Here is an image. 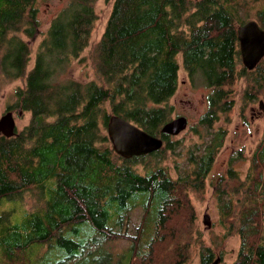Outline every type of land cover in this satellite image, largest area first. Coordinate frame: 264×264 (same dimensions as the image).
Here are the masks:
<instances>
[{"label":"trees","instance_id":"16d2710c","mask_svg":"<svg viewBox=\"0 0 264 264\" xmlns=\"http://www.w3.org/2000/svg\"><path fill=\"white\" fill-rule=\"evenodd\" d=\"M97 1L67 0L28 69L40 25L38 0H0V87L25 78L10 109L31 113L20 133L0 134V264H157L165 240L174 247L172 264H184L201 236L190 192H205L225 144L226 129L213 125L233 107L227 87L246 74L256 90L264 87V58L253 70L238 69L237 33L251 8L264 29V0H114L92 53L97 78H69L72 61L89 45ZM179 55L192 83L210 90L193 130L203 141L177 177L158 163L142 174L134 164L163 148L123 158L113 150L107 123L119 115L169 140L161 130L172 119ZM237 156L216 185L220 219L242 240L232 264H264V139L244 179L234 166ZM31 187L43 193V204L33 210L18 203ZM135 207L141 220L127 234L129 247L116 254L113 241L124 239L120 228L129 226ZM198 244L202 264H211L213 248Z\"/></svg>","mask_w":264,"mask_h":264},{"label":"rangeland","instance_id":"374dc122","mask_svg":"<svg viewBox=\"0 0 264 264\" xmlns=\"http://www.w3.org/2000/svg\"><path fill=\"white\" fill-rule=\"evenodd\" d=\"M113 2L114 0H98L96 2L97 19L93 26L89 45L78 59L72 61L68 71L69 78L81 81H91L97 78L92 53L96 43L104 33ZM66 3L67 0H38L40 25L38 33L34 40L31 41L28 69L34 66L38 47L45 37L44 34L48 30L51 20ZM257 10L256 8H251L249 11L244 12V17L255 19ZM178 60L180 63L178 86L175 94L169 100V106L172 107L171 118L183 115L188 118L189 124L178 135H170L168 137L169 140H164L163 153L145 157L134 164L136 169L142 174H145L149 167L158 163L168 168L173 177H177L179 171L183 172L188 166L191 152L196 155L200 150L198 144L203 141L201 140L203 137L195 134L193 130L194 125L198 123L201 115L207 110V95L210 90L203 85L204 83L197 82V84H193L182 64V57L180 55L178 56ZM243 65L241 60V65H238V69H241ZM248 78L249 75L246 74L243 77H239L233 85L227 87V89H232L233 107L228 112L222 113L219 120L213 125L214 131L219 127L226 129L225 144L214 161L213 168L207 179L205 192H190V200L197 212L196 221L201 233L200 237H195V241L198 243L202 241L205 245L212 247L215 258L217 256L222 257V264H232L236 260L242 240L236 232L228 234L227 228L221 222L215 194L216 185H218L219 177L222 174H226L231 156H237L239 152L242 154V159H239L237 156L238 161L234 162V166L236 165V168H238L241 174L240 177L242 179L246 178L250 168L251 155L264 139V87L261 90H256L257 86H254L253 83L250 85ZM24 83L25 78H20L5 81L2 83V87H0V118L7 111H13L17 123V133H20L31 120L30 112L22 111L19 108L10 109L17 101L15 95L16 89L24 87ZM261 102L263 106H261ZM168 142L174 144L173 146L176 149L165 148ZM42 198L43 193L39 188L31 187L18 196L20 202H17L26 209L33 210L43 204ZM13 203L5 202L3 207H7L10 204L13 205ZM134 209L130 211L131 221H128L130 223L129 226L127 225L126 227L125 225L120 228L124 239L120 237L119 240L113 241L112 250H115L116 254H122L129 247L130 241L127 234L133 235L135 225L141 220L143 215L142 209L140 207H135ZM205 215H208L210 218L212 223L210 227L204 223ZM165 230L167 233L173 232V228L169 226ZM197 242H195L196 245L191 247L190 257L184 264H202L200 256L201 245ZM162 244L159 246L157 264H172V256L174 254H172V248L174 247H172V244L168 240H165ZM105 247H108V244ZM132 262L134 263L135 261L133 260ZM148 263L150 262L148 261Z\"/></svg>","mask_w":264,"mask_h":264},{"label":"water","instance_id":"95a60500","mask_svg":"<svg viewBox=\"0 0 264 264\" xmlns=\"http://www.w3.org/2000/svg\"><path fill=\"white\" fill-rule=\"evenodd\" d=\"M237 33L242 62L247 69L253 70L264 58V29L256 19H249L239 25ZM188 124V118L181 115L165 123L161 131L167 135H178L188 127ZM107 132L113 150L126 159L154 153L165 144L163 137L151 134L130 120L115 114L109 117ZM0 134L6 137L17 134L13 111H7L1 116ZM204 223L209 227L212 225L208 215L204 216ZM221 260L222 257L217 256L211 264H220Z\"/></svg>","mask_w":264,"mask_h":264},{"label":"flooded vegetation","instance_id":"af4514ba","mask_svg":"<svg viewBox=\"0 0 264 264\" xmlns=\"http://www.w3.org/2000/svg\"><path fill=\"white\" fill-rule=\"evenodd\" d=\"M178 117V116H177ZM189 121V120H188Z\"/></svg>","mask_w":264,"mask_h":264}]
</instances>
